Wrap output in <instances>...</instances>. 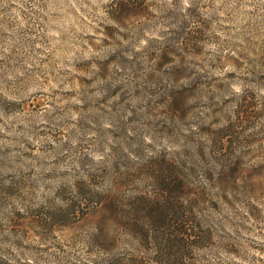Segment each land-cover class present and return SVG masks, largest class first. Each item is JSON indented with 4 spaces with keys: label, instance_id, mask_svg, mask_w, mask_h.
I'll use <instances>...</instances> for the list:
<instances>
[{
    "label": "rangeland",
    "instance_id": "rangeland-1",
    "mask_svg": "<svg viewBox=\"0 0 264 264\" xmlns=\"http://www.w3.org/2000/svg\"><path fill=\"white\" fill-rule=\"evenodd\" d=\"M132 262L264 264V0H0V264Z\"/></svg>",
    "mask_w": 264,
    "mask_h": 264
},
{
    "label": "trees",
    "instance_id": "trees-1",
    "mask_svg": "<svg viewBox=\"0 0 264 264\" xmlns=\"http://www.w3.org/2000/svg\"><path fill=\"white\" fill-rule=\"evenodd\" d=\"M103 200L104 199H102L101 201H95V206L98 207V211L99 213H101V220L97 224L96 231L98 234L96 238L100 239L116 232L124 235L128 241H134L131 238V232H137L138 240L140 241L137 242L141 244L143 242V238L145 239L147 237V232H145L144 234L143 225L138 227L136 223L132 222L126 216V212L124 210H121L122 207L120 206V204L117 205L116 200H114L115 202H113L111 200V197L109 198V196L106 197V200ZM83 202H86V199L83 200ZM191 229L192 233H190L186 225L182 223L180 232L177 230L178 233L176 235H167L162 237V239H165V243H169L172 237H176L177 239H174L173 242L179 249L185 247L193 248L196 246H200V244H202V241L204 242L206 238L204 237V235H202L201 232L198 231V229L194 228L196 230V234L193 233L195 232V230L193 228ZM131 264H134V262H132Z\"/></svg>",
    "mask_w": 264,
    "mask_h": 264
}]
</instances>
